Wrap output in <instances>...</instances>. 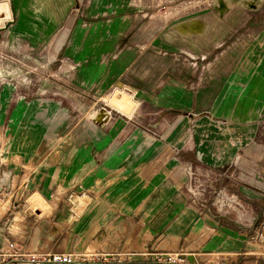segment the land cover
Listing matches in <instances>:
<instances>
[{"label":"crops","instance_id":"1","mask_svg":"<svg viewBox=\"0 0 264 264\" xmlns=\"http://www.w3.org/2000/svg\"><path fill=\"white\" fill-rule=\"evenodd\" d=\"M133 6L0 0V52L41 65L40 85L0 74V264H51L29 259L48 253L76 254L73 264L255 254L246 229L264 204V166L244 150L264 144V39L225 51L206 24L178 41L185 57L163 56L162 42L145 40L158 16L143 23Z\"/></svg>","mask_w":264,"mask_h":264},{"label":"rangeland","instance_id":"2","mask_svg":"<svg viewBox=\"0 0 264 264\" xmlns=\"http://www.w3.org/2000/svg\"><path fill=\"white\" fill-rule=\"evenodd\" d=\"M215 0H131V3L134 4L133 7L135 11L139 9L143 12L141 14H145V19L143 23H148L150 21L151 15H157L158 28L157 32L152 30L150 27L149 32L145 34V40L147 42H162V50H158L164 56L167 55H181L186 56L188 52L186 49L177 50L178 41H183V45L185 42L191 40L188 37L186 31H192L193 29H199L206 24H209L210 30V41L222 42L223 45H220L225 51L229 50L230 47L233 49V46L238 45L244 42H250L251 40L255 41L258 39V43L260 44L264 39V0H262L261 5L257 10H253L250 7H245L239 5V7L234 8L231 12L223 15L216 8ZM227 2V0H224ZM230 1V0H229ZM239 1V0H238ZM121 6V2L114 4V10ZM242 7V8H241ZM215 8V9H214ZM256 12H252V11ZM218 14V15H217ZM220 16V17H219ZM239 16H242V26L241 28H233V25H238L240 22L238 21ZM209 20V23H208ZM154 22V20L151 19ZM239 22V23H238ZM251 24H256L257 27L252 29L250 28ZM226 25L225 36L224 33H217L213 31L219 30ZM236 30V31H234ZM142 35V34H140ZM128 36V37H126ZM137 36V33L124 34L122 37L123 41L134 40ZM134 37V38H133ZM137 38V37H136ZM148 51V50H147ZM244 52H248V44L246 50ZM17 59H21V56H25V53H21L19 51ZM40 56V52H36L34 57ZM12 63V61H11ZM9 59L7 58V53L0 52V74L9 76L15 74L18 76L17 83L19 86L25 87L27 84H41V65L33 64L26 65L22 64L19 60L15 64H11ZM246 64L245 62H243ZM260 67V66H259ZM31 68H36V80L32 82L31 79H25L26 71ZM256 83V82H255ZM259 128V137L264 136V122L258 125ZM264 144L253 145L250 148L244 150V153L247 155L255 156L259 161L262 162L264 166ZM242 180L243 182H249V178L240 177L236 178ZM256 187L261 190L264 194V176L259 175L257 181L255 183ZM3 201L0 198V205ZM263 201L258 200L255 201V204L252 208V213L256 212L258 215V220L255 225L252 227H247V231L252 230V236L256 237V250H254V255L251 258L242 257V260H219L215 259V257H207L205 264H249L250 262L254 264H264V207ZM244 216H251V212L246 210L247 213H244ZM247 232V235H249ZM173 260L178 264V258L176 255L172 256ZM209 258V259H208ZM180 264V263H179ZM186 264V263H185Z\"/></svg>","mask_w":264,"mask_h":264},{"label":"built area","instance_id":"3","mask_svg":"<svg viewBox=\"0 0 264 264\" xmlns=\"http://www.w3.org/2000/svg\"><path fill=\"white\" fill-rule=\"evenodd\" d=\"M12 254L11 257L13 258H27L26 255H24L23 252H19V250H11ZM173 255H168L167 256V261L169 263L177 264L175 260L172 258ZM178 258V264H185L186 263V257L184 255H176ZM29 259L31 260H43L46 263H51V264H73L77 262V255L73 253H48V254H43L39 256H29ZM6 264H10L7 262Z\"/></svg>","mask_w":264,"mask_h":264},{"label":"bare ground","instance_id":"4","mask_svg":"<svg viewBox=\"0 0 264 264\" xmlns=\"http://www.w3.org/2000/svg\"><path fill=\"white\" fill-rule=\"evenodd\" d=\"M214 3L219 12L223 15H226L227 13L231 12L234 8L239 7V5L245 6L247 7V9L248 7H250L253 10H257L261 5L262 0H227V2H225L224 0H215Z\"/></svg>","mask_w":264,"mask_h":264},{"label":"water","instance_id":"5","mask_svg":"<svg viewBox=\"0 0 264 264\" xmlns=\"http://www.w3.org/2000/svg\"><path fill=\"white\" fill-rule=\"evenodd\" d=\"M107 118H108V113L105 110H102L97 114V116L94 119V122L101 125L106 122ZM188 261L191 263L194 262L193 258H188Z\"/></svg>","mask_w":264,"mask_h":264}]
</instances>
